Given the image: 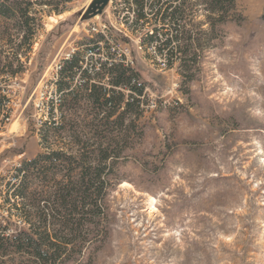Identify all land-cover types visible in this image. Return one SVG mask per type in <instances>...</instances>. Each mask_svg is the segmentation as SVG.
I'll list each match as a JSON object with an SVG mask.
<instances>
[{
  "label": "rangeland",
  "instance_id": "obj_1",
  "mask_svg": "<svg viewBox=\"0 0 264 264\" xmlns=\"http://www.w3.org/2000/svg\"><path fill=\"white\" fill-rule=\"evenodd\" d=\"M53 1L35 4L24 71L2 82L10 118L0 116V174L45 151L40 129L64 59H124L144 82V135L118 166L109 235L82 264H264V0H236L240 23L204 24L210 38L189 68L180 59L169 66L160 41L147 37L154 21L135 24L134 5L110 0L89 18L93 0ZM15 25L1 21L3 53Z\"/></svg>",
  "mask_w": 264,
  "mask_h": 264
},
{
  "label": "trees",
  "instance_id": "obj_2",
  "mask_svg": "<svg viewBox=\"0 0 264 264\" xmlns=\"http://www.w3.org/2000/svg\"><path fill=\"white\" fill-rule=\"evenodd\" d=\"M123 1L137 8L135 24L154 21L147 37L160 41L169 66L180 59L189 68L186 59L197 57L201 42L210 38L204 24L215 29L245 19L236 0ZM35 4L55 2L0 0V24L3 19L16 23L15 32L2 38L11 54L0 48V93L3 80L24 71L23 57L39 21L32 14ZM52 10L64 11L56 5ZM57 75L56 99L40 129L45 151L0 174V264H82L85 250L97 248L109 235L107 201L120 183L118 166L144 135L137 120L144 82L124 59L94 60L75 52ZM0 116L10 118L3 105Z\"/></svg>",
  "mask_w": 264,
  "mask_h": 264
},
{
  "label": "water",
  "instance_id": "obj_3",
  "mask_svg": "<svg viewBox=\"0 0 264 264\" xmlns=\"http://www.w3.org/2000/svg\"><path fill=\"white\" fill-rule=\"evenodd\" d=\"M110 0H93L87 9L85 17H93L95 15L101 14L104 8L109 4Z\"/></svg>",
  "mask_w": 264,
  "mask_h": 264
},
{
  "label": "bare ground",
  "instance_id": "obj_4",
  "mask_svg": "<svg viewBox=\"0 0 264 264\" xmlns=\"http://www.w3.org/2000/svg\"><path fill=\"white\" fill-rule=\"evenodd\" d=\"M122 184H123V185H127V184H129V183H128V182H123Z\"/></svg>",
  "mask_w": 264,
  "mask_h": 264
}]
</instances>
